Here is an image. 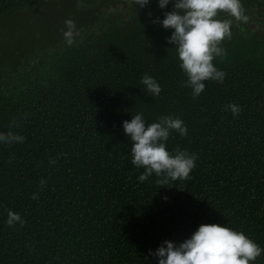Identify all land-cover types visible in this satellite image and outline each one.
Listing matches in <instances>:
<instances>
[{
	"label": "trees",
	"instance_id": "1",
	"mask_svg": "<svg viewBox=\"0 0 264 264\" xmlns=\"http://www.w3.org/2000/svg\"><path fill=\"white\" fill-rule=\"evenodd\" d=\"M82 2L0 0V133L26 138L0 143V264H158L150 251L202 224L264 248V0H241L250 20L234 21L226 55L213 61L226 77L205 81L197 98L183 86L173 30L152 22L175 0L165 9ZM67 19L80 33L71 46ZM145 74L159 96L144 90ZM140 113L147 124L183 120L187 135L172 131L167 150L196 154L189 179L138 180L123 122ZM8 211L24 226H9Z\"/></svg>",
	"mask_w": 264,
	"mask_h": 264
},
{
	"label": "clouds",
	"instance_id": "2",
	"mask_svg": "<svg viewBox=\"0 0 264 264\" xmlns=\"http://www.w3.org/2000/svg\"><path fill=\"white\" fill-rule=\"evenodd\" d=\"M150 0H134V5L143 9ZM171 0H159V8L165 9ZM78 7L87 5L78 0ZM220 13H227L230 18H219ZM151 15V14H149ZM250 17L241 0H175L173 10L165 12V18L153 20L154 24H162L163 28L171 29L169 44L176 48L179 67L186 75L184 87L192 89L193 98H197L205 90V81L223 82L226 73L218 70L213 61L223 58L226 50L222 47L225 38L231 39V28L234 21L247 24ZM66 31L63 36L69 46L74 43V37L80 33L74 20L64 21ZM144 90L150 96H159L162 88L151 76L145 74L141 79ZM226 109L234 116L240 114V106L229 104ZM10 128L16 127L15 121ZM126 135L131 138V163L137 168H143V174L138 180L143 183L153 174L158 177L155 181L161 188L170 181L187 180L196 166L198 157L177 147L174 152L167 150V141L172 131L181 136L187 135V127L178 117L162 116L158 122L147 124L143 113L134 115L130 121L123 122ZM25 137L12 131L0 133V143L13 145L23 143ZM14 157H9V163ZM55 163V160H50ZM40 181V186H45ZM32 199H38L33 194ZM167 199V197H165ZM19 222L24 226L20 215L8 211L7 224L13 226ZM264 253V248L248 238L242 231H236L219 224H202L192 234L178 245L164 241L155 252L158 264H250Z\"/></svg>",
	"mask_w": 264,
	"mask_h": 264
}]
</instances>
